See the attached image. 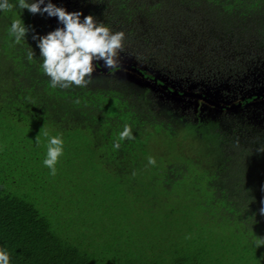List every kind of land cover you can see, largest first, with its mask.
Segmentation results:
<instances>
[{
    "label": "trees",
    "instance_id": "1",
    "mask_svg": "<svg viewBox=\"0 0 264 264\" xmlns=\"http://www.w3.org/2000/svg\"><path fill=\"white\" fill-rule=\"evenodd\" d=\"M63 1L66 10L123 31L121 56L144 75L156 74L157 85L168 84L164 95L171 80L189 89H235L240 77L264 67V0ZM18 18V8L0 13V245L7 246L11 264H264V246L256 248L264 238L262 99L244 97L243 114L226 127L214 116L206 124L177 118L189 129L204 125L210 131L217 158L204 168L178 149L176 122L154 96L115 75L104 77L128 70L93 73L103 83L92 78L82 87H50L31 37L57 28L56 18L23 10L26 44H13L6 29ZM125 124L134 139L119 141ZM45 134L64 140L55 175L43 165ZM116 141L119 149L112 147ZM63 179L70 190L60 197L56 182ZM103 184L111 190L120 185L138 213L119 221L123 230L89 222L88 243L72 244L54 223L56 215L68 217L73 211L68 206L64 214L63 203ZM149 209H163L170 218L144 224L140 218H157Z\"/></svg>",
    "mask_w": 264,
    "mask_h": 264
},
{
    "label": "rangeland",
    "instance_id": "2",
    "mask_svg": "<svg viewBox=\"0 0 264 264\" xmlns=\"http://www.w3.org/2000/svg\"><path fill=\"white\" fill-rule=\"evenodd\" d=\"M54 2L58 3L61 7L67 9V3L63 0H54ZM68 11H72L68 9ZM123 59H129V57L121 56L119 54L118 61L121 62ZM131 59V58H130ZM132 60V59H131ZM129 61V60H128ZM132 63V61H130ZM125 74V73H124ZM121 70L114 71L112 74H104V77L110 75H115L119 78L125 86H128L134 90L139 91L140 93L144 94L146 97L154 96L157 100L159 105H163L164 114L171 118V120H175L176 128H177V136H176V146L178 149L183 153V155L187 157H191L196 161H199L204 168H210L214 165L217 158V147L214 140H212V135H210V131L206 126H197L194 129H189L183 121L193 122L196 124L198 121L203 122L206 124L205 120L212 118L214 116V120L217 122V126L226 127L229 125V122L232 121L233 117L241 116L243 111L245 110L244 107L233 108L230 110H226L224 114L222 112H215L214 109H199V106H193L192 101H184L180 97H174L170 94L164 95L159 88L152 87L151 83L148 84L140 83L135 80H132L124 75ZM100 75V74H99ZM97 74H93V83H103V77L96 78ZM237 84L233 85L232 88L236 87L235 89H226L225 84H219L215 88H212L211 91L216 95V100H226V101H236L235 98L237 97H246V95L253 94L264 90V67H255L250 73L244 75L242 78H239ZM172 86L181 85L183 83L179 81H167ZM151 85V86H150ZM238 89V90H237ZM229 91L228 94L222 93L223 91ZM231 90V91H230ZM231 93L233 95H231ZM213 95V96H214ZM234 97V98H233ZM238 99V98H237ZM264 102V100H262ZM261 101L262 107L264 109V103ZM175 111V112H173ZM212 114V115H211ZM234 114V115H232ZM239 114V115H238ZM183 117V121L181 119H177L178 117ZM232 115V117H231ZM239 116V117H240ZM67 182L66 179L58 180L56 186V192L58 196L62 197L67 190H70L65 183ZM100 181L97 180L96 184ZM69 185V183H68ZM105 186V184H103ZM101 187V185H99ZM96 187L88 191V196L85 198H79L75 195L72 199L67 200L63 203V211L64 214L73 211L68 217L64 215L63 219L61 218L62 215L57 214L55 217L54 223L57 225L59 229H61L63 234L69 233L68 240L77 246L79 244H84V241L88 243L89 241V222L95 224V228H108L114 227L113 225L118 226L120 229H125L123 224L119 221L125 222V218H127L130 214L136 215L138 213L131 207V203L133 199H130V196H124L122 187L117 184V189H108L107 186L103 188ZM116 187V186H114ZM99 193L96 194L94 192L95 189ZM103 189V190H102ZM102 190V191H101ZM46 195V194H45ZM41 192L37 193L39 199H43L45 196ZM89 195L91 198H89ZM78 199H80L78 205ZM85 200V201H84ZM44 201V200H42ZM84 201V202H83ZM83 202V203H82ZM47 200H45V204H47ZM71 204V205H70ZM70 206V208L68 207ZM135 207V206H134ZM69 208V209H68ZM82 209V210H81ZM141 209V208H140ZM145 212L141 209L142 213H145L147 216V210L145 206ZM68 212V213H69ZM150 214H155L157 218H140L143 219V223H148L152 225L151 222L159 221L162 219L163 223H166V220H169L170 217H165L164 212L165 210L160 209L157 211L153 209H149L148 211ZM167 215V213H166ZM171 216V215H170ZM178 216V215H175ZM136 217V216H135ZM148 217V216H147ZM173 217L171 216V219ZM139 220V219H138ZM102 221V222H101ZM157 223V222H155ZM98 224V225H97ZM86 229V230H85ZM169 231V229H167Z\"/></svg>",
    "mask_w": 264,
    "mask_h": 264
},
{
    "label": "clouds",
    "instance_id": "3",
    "mask_svg": "<svg viewBox=\"0 0 264 264\" xmlns=\"http://www.w3.org/2000/svg\"><path fill=\"white\" fill-rule=\"evenodd\" d=\"M16 8L20 10V18L12 20L6 29L13 44H26L29 28L21 19L23 10L33 15L46 14L47 17H55L58 24L62 25L47 34L34 33L31 37L39 49L40 68L49 78L50 87L86 86L97 71V64L107 70L117 67L118 57L124 46L123 31L114 32L93 15H84L81 11L70 12L54 4L52 0H15L14 3L12 0H0V13L12 12ZM34 55V50L28 46L27 59L32 61ZM125 139H134L131 126L127 124L119 133V141ZM119 141L113 143V149H119ZM46 148L43 165L49 169L51 175H55L56 165L64 155L62 136H47ZM147 162L149 165H156V159L151 156L147 158ZM260 213L264 215V207L260 209ZM261 246H264V238L257 239L256 248ZM0 264H11L6 245H0Z\"/></svg>",
    "mask_w": 264,
    "mask_h": 264
},
{
    "label": "flooded vegetation",
    "instance_id": "4",
    "mask_svg": "<svg viewBox=\"0 0 264 264\" xmlns=\"http://www.w3.org/2000/svg\"><path fill=\"white\" fill-rule=\"evenodd\" d=\"M117 70H119V71L121 70V72H122V69H120V68L115 69V71H117ZM95 73H97V72H95ZM145 74H146L145 76L149 77L148 72L146 70H145ZM149 82L151 83L152 87L154 86L156 88H159L160 90H165V89H162L160 87V85H157L155 81L151 80V77H149ZM173 88L178 92V94H177L178 98L180 97L181 99H184V101H186V102L192 101L193 106H196V107L199 106V109H202V108L203 109H206V108L207 109H216L215 112H222V111L224 112L226 110H230L229 106L231 104H238L239 103L238 107L240 108L241 102L244 99V97H242V98L237 97L238 99L235 98L236 101L238 100L237 103H235V101H231V102L229 101L228 102L226 100H218V99L216 100V97H215L214 93L211 92V90L205 91V90L198 89V88L196 89L194 87H193V89L192 88L189 89V87H185L182 85H177V86L174 85ZM194 89H196V90H194ZM185 92H192V93L199 94V97L185 96V95H183ZM166 93L169 94L168 91ZM254 98L258 99V97H254ZM209 101H214V102L218 103L219 106H216L215 104H211V103H209ZM238 107H236V108H238Z\"/></svg>",
    "mask_w": 264,
    "mask_h": 264
},
{
    "label": "water",
    "instance_id": "5",
    "mask_svg": "<svg viewBox=\"0 0 264 264\" xmlns=\"http://www.w3.org/2000/svg\"><path fill=\"white\" fill-rule=\"evenodd\" d=\"M56 21H57V19H56ZM56 21H54V22H56ZM57 24H58V22H57ZM58 27H59V24H58ZM130 61H131V59H123V60H121V62H117V66L128 70V71H124V70L122 71L123 74L125 73L128 78H130L132 80H135L137 82H140V83L148 84L149 83V77L145 76L140 69L135 68L134 66H132L131 65L132 63ZM96 68H97V71H100V72H106L107 71V69H105L100 64L97 65ZM160 79L162 81H165V78L161 77ZM151 80L156 81L157 80V75L155 74L153 77H151ZM167 86L168 85L165 84V83H160V87L162 89L167 88ZM170 87H172V89L169 90V94L171 96L177 97L178 92L173 88L172 85ZM183 95L191 96V97H199V94L192 93V92H185ZM252 95H255V97H258V98H261L262 100H264V90H262L260 92H257V93H253ZM250 96H251V94L246 95V97H250ZM209 103L215 104L216 106H219L218 103H216L214 101H209ZM238 106H239V103L238 104H231L229 106V109H233V108H236Z\"/></svg>",
    "mask_w": 264,
    "mask_h": 264
}]
</instances>
